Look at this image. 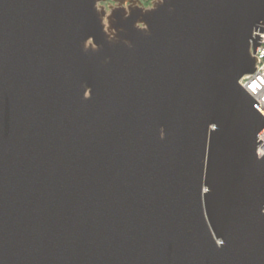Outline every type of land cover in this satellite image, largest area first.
Returning a JSON list of instances; mask_svg holds the SVG:
<instances>
[{"label": "water", "instance_id": "obj_1", "mask_svg": "<svg viewBox=\"0 0 264 264\" xmlns=\"http://www.w3.org/2000/svg\"><path fill=\"white\" fill-rule=\"evenodd\" d=\"M150 1L0 0V264H264V0Z\"/></svg>", "mask_w": 264, "mask_h": 264}, {"label": "built area", "instance_id": "obj_2", "mask_svg": "<svg viewBox=\"0 0 264 264\" xmlns=\"http://www.w3.org/2000/svg\"><path fill=\"white\" fill-rule=\"evenodd\" d=\"M261 39L259 47L255 48V54L252 56L257 60L255 69L252 74L243 76L239 80L240 86L246 91L256 102L260 110L264 113V29L262 33L256 32ZM262 141L256 149L257 157L264 155V131L259 135L258 142Z\"/></svg>", "mask_w": 264, "mask_h": 264}, {"label": "rangeland", "instance_id": "obj_3", "mask_svg": "<svg viewBox=\"0 0 264 264\" xmlns=\"http://www.w3.org/2000/svg\"><path fill=\"white\" fill-rule=\"evenodd\" d=\"M138 2H140V4L138 6H141L143 8H149L151 6L150 0H138ZM117 4L113 3V2H106V3H100L99 6H103L104 9L106 11H108L109 7H117ZM124 8H127V4L123 5Z\"/></svg>", "mask_w": 264, "mask_h": 264}, {"label": "flooded vegetation", "instance_id": "obj_4", "mask_svg": "<svg viewBox=\"0 0 264 264\" xmlns=\"http://www.w3.org/2000/svg\"><path fill=\"white\" fill-rule=\"evenodd\" d=\"M150 3H151V1H150Z\"/></svg>", "mask_w": 264, "mask_h": 264}]
</instances>
